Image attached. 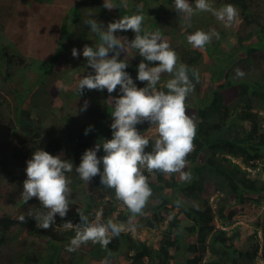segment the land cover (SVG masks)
Listing matches in <instances>:
<instances>
[{
	"label": "trees",
	"instance_id": "16d2710c",
	"mask_svg": "<svg viewBox=\"0 0 264 264\" xmlns=\"http://www.w3.org/2000/svg\"><path fill=\"white\" fill-rule=\"evenodd\" d=\"M73 1L75 3L69 7V16H66L64 20L69 19L71 15H77L79 18L77 40L79 43H87L89 47L96 48L99 44H94V41L99 39V36L91 31L85 21L94 18L106 29L109 23L121 18L118 16L116 3L119 0H111L116 5V8L111 10L106 9L101 0ZM125 1L129 2V0ZM147 1L149 0H143L142 3L148 5ZM151 1V6H155V10H157L152 15L151 26L148 30L159 31L161 36L168 37L171 35V27L176 26L172 22L173 17L168 14L167 10L173 0H164L160 5V0ZM212 1L215 6L222 7L232 4L237 8L242 29V33L237 36L239 47H242L250 57L256 56L264 61V52L263 54L259 52V48L264 44V0ZM120 4H123L122 0H120ZM129 8L128 11L131 15L143 14L139 12L137 6L131 5ZM53 9H57L55 13L59 15L58 12L61 11V8ZM129 12L123 10L121 14L127 13L129 16ZM208 16L206 12H202L196 22H190L184 32L185 42L183 41L173 49L179 57V62L190 68H196L200 76L199 82L193 78L194 91L186 101L187 115L197 125L194 140L195 150L187 157L188 163L184 169L185 172L191 173L192 180L184 182L180 180L178 173L164 175L159 172H144L148 177L153 195L144 209V215L137 216L134 221H136L137 227L141 225L147 230L163 227L157 246L148 244L146 240H139L133 236L132 232L125 230L119 237L112 238L106 249L99 244L89 242L74 252L66 251L75 231L63 228L62 224L66 221H71L74 225L80 223L79 211L88 215L90 221H95L96 214L99 212L102 214V223L111 219L126 225L132 215L126 206L116 199L114 189L106 188L100 184L99 175L86 183L73 169L71 173H66L72 181L69 185L73 193L71 197L74 198L80 190H83L84 186H88V190L84 191L85 198L80 203L75 202L70 205L66 217L61 218L57 215L55 224L47 230L38 228L36 220L27 217V214H24L27 222L20 223L18 219L12 218L6 213L7 215L0 217V248L6 244L8 237L12 238L10 237L11 231L17 228L18 231L23 229L27 237L30 238L25 251L19 253L18 261L21 264H76L78 259L103 264H119L120 259L130 262V264H254V261L259 258L264 260V214L256 224L257 228L252 235L253 244L247 251L236 249L238 232H227V230L217 227V222L226 225L237 214L238 209L233 206L234 203L251 205L257 201L252 195L258 197L262 195V199H264V184L260 185L258 181L250 177L248 171L256 166V162L264 163V66L260 67L261 71L255 79H251L246 73L243 78H237L233 74L232 77L228 71L225 81L201 97L205 85L200 66L202 56L200 52L187 47V36L197 30L211 31L214 25V16L212 15L213 18L210 17V22L207 23ZM24 24L23 22L22 25L24 26ZM63 25V34H66V23ZM24 27L26 28V26ZM123 33L118 31L115 35L122 37ZM218 33L220 38H215L216 41H213L212 44L216 50L220 46V39L224 37V31L220 30ZM254 39L257 41L255 44L243 45L244 42L248 43ZM257 53L260 54L257 55ZM38 54L41 55V48L38 49ZM111 55L110 53L109 56ZM0 57L7 59V66L3 67L0 62V86L8 87L12 78L8 68L13 57L3 51H0ZM53 58L49 63L44 64L39 77L43 83H40L39 86L44 82L48 83L46 80L51 74ZM119 59L128 62L125 71L130 74L136 86L138 88L145 87L146 82L136 79L139 63L128 52H122ZM68 63L67 60L63 62L65 65ZM79 65L72 66V68L75 67L73 69L77 68L78 70L87 68L86 62ZM67 67L58 76L60 81L64 76L67 81L72 78V73L69 70L71 68ZM227 67H222L219 72L224 71L226 74ZM87 74L85 73V75ZM170 78L168 74H162L157 89L167 92L163 85ZM190 78H192L191 74ZM23 88L25 91L18 88L6 93L5 95H9L8 98L0 92V128L3 126L1 125V113L10 104L16 112V122L13 125L7 123L5 129L15 132L16 125L20 129L19 136H17L18 144L11 148L12 163L15 167L9 169L8 162L0 163L2 173L9 174V177L16 181V185H23L26 180L22 181L20 174L26 169V162L32 158V154L38 148L53 156L71 160L74 167H78L81 163V157L85 150L94 148L98 143H101V148L97 152V156L105 155L102 143L104 140L112 138L111 128L103 130L109 113V106L105 100L110 96L121 95L119 86L111 94L106 89L103 91L86 89L83 97L79 96L77 92H70V96H67L69 102L61 98V106L57 107V113L51 111L45 114L40 113L33 103L30 108L26 107L23 100L27 91L25 87ZM51 88L64 97L61 86L60 90L57 89V84ZM51 88L47 87L48 93ZM8 99H12V102ZM84 99L88 102V107L86 110H80L85 103ZM93 99H98L99 102ZM75 106L79 108H72ZM67 108L69 109L67 110ZM89 126H92V130L85 135V130ZM136 127L142 135L155 129V126H151L148 121L138 124ZM26 138L28 141H25ZM149 142V147L145 149L146 152L152 150L154 140L149 138ZM63 150H66L67 153H63ZM17 169H21L20 174ZM100 169L102 172V163ZM206 183L212 184L219 193L214 207L201 199ZM18 185L13 190L21 193ZM20 189L23 192V187ZM167 191L171 193L168 194ZM178 195L197 203L189 206L180 203L178 212L174 213L177 208L175 202L179 199ZM1 196L3 195L0 192V199H2ZM181 217L188 221V226L183 227V230L180 229L182 226ZM259 230L261 239L258 238ZM189 238H193V241L189 242ZM12 239H18V234L16 233ZM40 240L43 242L40 243Z\"/></svg>",
	"mask_w": 264,
	"mask_h": 264
},
{
	"label": "clouds",
	"instance_id": "9594fccd",
	"mask_svg": "<svg viewBox=\"0 0 264 264\" xmlns=\"http://www.w3.org/2000/svg\"><path fill=\"white\" fill-rule=\"evenodd\" d=\"M122 1L123 4L126 3L125 0ZM142 1L129 0L127 2L129 6H137L139 12L143 13L131 15L129 12V16H125L127 13L121 14L125 9L122 8L120 11L122 4H120V0L119 2L115 1L118 5V16L121 18L109 23L106 29L102 23L94 18L85 21L90 26L91 31L99 36L100 43L96 48L88 45L83 48L82 55L86 58L87 65L94 71V74L90 72L79 79L77 85L78 95H82L85 89L100 91L106 89L111 94L117 90L118 86L121 93L118 97L110 96L113 104V111L111 112L113 122L110 125L112 138L104 140L102 143L105 155L102 157L97 156V152L101 148V143H98L94 148L85 150L81 157V163L78 167H74L71 160L62 159L61 156H53L38 148L32 154V158L26 162L27 179L23 182L22 196L25 203L32 198H36L43 207L44 211H29L27 213V217L36 220L37 227L40 229L47 230L54 225L57 215L61 218L66 217L70 205L73 204V200L70 198L72 192L69 187L72 181L66 173H71L73 169L80 179L86 183L99 175L100 184L106 188L114 189L116 199L122 202L132 214L126 226L124 223H116L111 219L107 220L106 223H102V214L99 212L96 214L95 221H90L88 215H85L83 211H79L80 223L74 225L71 221H66L62 224L63 228L75 231L74 237L71 238L69 245L66 247L68 252H74L89 242L99 244L106 249L111 239L119 237L126 229L136 230L133 221L137 216L144 215V209L153 195L148 177L144 174L145 171L148 173L159 172L164 175L178 173L182 181L190 182L192 180L191 173L185 172L184 169L188 163L187 157L195 150L194 140L197 125L187 115L186 101L194 91L193 78L199 82V72L196 68H190L188 65L179 62L177 53L162 38L159 31L152 32L143 27L144 12L148 11L149 4H144ZM136 2L139 4H135ZM104 7L111 10L116 8V5L111 0H105ZM142 7H144L143 12ZM174 7L176 12L182 15L186 21H190L197 13L208 12L218 21L223 22L226 27H230L238 21L239 17V12L234 5L226 4L217 9L209 0H195L194 7L189 0H174ZM63 26L62 34L64 32ZM129 30L135 33V37L131 41L127 37L115 35L118 31L127 32ZM67 34L68 30L63 36H67ZM213 38H220L215 29L209 32L197 30L187 36V42L195 49H203L212 42ZM129 49L135 50L143 57L138 65L136 79L146 82L145 87L138 88L136 86L130 74L125 71L128 62L119 59L121 53H125ZM110 53L111 56H109ZM72 56L78 58L79 53L76 48L72 49ZM52 57L54 58L51 66H54L59 58L62 59L60 55ZM162 74H168L171 77L163 85L167 92L157 89ZM190 74L192 78H190ZM235 75L237 78H243L245 72L237 68ZM39 82L43 83L41 80ZM87 107L88 102L85 101L80 110H86ZM145 121H148L151 126H155L157 134L150 152L145 151L149 147V138L142 135L136 127ZM91 130L92 126H89L85 130V135ZM101 163L103 164L102 172L100 169ZM256 163L260 164V169L264 170V163ZM252 169H257L255 172L257 174L259 171L258 166L250 168L248 171L250 177L258 181L260 185L264 184L257 176H253ZM7 193L2 192L1 194L7 195ZM252 197L257 201L251 205L234 203V207L238 209L237 214L226 225L217 222V227L225 229L227 232L236 231L240 236L238 229L241 224L238 222L237 217L243 212V207L258 206L264 202L262 195L261 197L252 195ZM175 203L179 207L181 202L177 200ZM214 206L212 205V207ZM242 208L243 210H241ZM174 213H176L175 210ZM11 217L13 218V216ZM18 221L26 223V216L20 215ZM183 221H186L187 224H182L181 230H183V227L188 226V221L181 217V223ZM256 228L257 225L255 230ZM258 235V238L261 239L260 230ZM9 240L13 239L8 237V241L2 247L7 246ZM250 242L252 246V236ZM2 247L0 248V255H2ZM258 260L263 259L259 258ZM256 262L257 260L254 261V264Z\"/></svg>",
	"mask_w": 264,
	"mask_h": 264
},
{
	"label": "rangeland",
	"instance_id": "374dc122",
	"mask_svg": "<svg viewBox=\"0 0 264 264\" xmlns=\"http://www.w3.org/2000/svg\"><path fill=\"white\" fill-rule=\"evenodd\" d=\"M105 2V0H101ZM189 0V2L195 6V0ZM164 0H160L159 5L162 4ZM210 3L217 9L219 6H215L212 0H209ZM73 0H0V51L5 52L9 56L13 57L12 63L9 65V70L12 74V78L7 86H0V92L5 95L11 90H16L18 88H22L21 91L24 90L25 87L27 93L23 101L26 103V107L30 108L32 103L37 107V110L40 113L45 114L47 112L53 111L57 113V107L61 106V98H64L69 102L70 92H77V85L80 78L85 76V73L94 71L88 66L85 69L79 70L73 69L72 66H80L79 64L85 63L87 64V60L83 57V48L87 43L79 44L77 40L78 34V16L71 15V17L67 20H64L66 16H69V7L74 5ZM149 9L147 12H144V24L143 27L148 30L151 26V20L153 13L156 12L155 6L151 7L152 1L149 0ZM141 6V5H140ZM55 7L61 8L59 11V15H56L57 9H53ZM76 8V6H75ZM121 8H124L127 12L129 8V4L125 3L121 5ZM141 8V7H140ZM144 7H142V12ZM168 14L173 17L172 22L175 27H171L170 34L168 37L162 36L164 40H166L172 49L176 46H179L185 40V30L190 22H196L198 16L202 13H197L194 15L190 21H186L182 15L178 14L174 7V0L170 6L167 7ZM209 16L206 18V22H210V17L213 18L211 13L206 12ZM127 14H125L126 16ZM28 20V22H26ZM216 18L214 17L213 29L217 32L222 30L224 31V37L220 39V46L218 50L214 49L212 44L213 41H216L213 38L212 42L206 45L203 49H195L187 44V47L193 48L195 51L201 53L202 62H201V74L204 77L205 85H204V93L201 95L203 97L206 93L216 87L219 83L223 82L226 79V75H235V69L239 68L251 79H255L258 73L261 71L260 67L264 66V61L259 57L252 56L250 57L244 49L240 48L237 43V36L242 33L240 19L238 17V21L235 22L232 26L226 27L223 22H216ZM25 23L24 26L22 23ZM216 22V23H215ZM66 23V27L68 30L67 36H63L62 34V26ZM196 25V23H194ZM211 26V25H210ZM122 37H127L129 41L134 39L135 33L131 30L124 32ZM185 42V41H184ZM257 41L254 39L247 44H255ZM100 39L94 41V44H99ZM41 48V55L38 54V49ZM76 48L78 50L79 56L78 58H73L72 49ZM3 49V50H2ZM128 52L132 58H134L138 63L143 60V57L139 55L135 50L129 49ZM259 52L263 54L264 52V44L259 48ZM260 53H257L259 55ZM60 55L62 59H60L57 63L52 66L51 74L47 78V82L39 86L40 84V72L44 68L45 63H49L52 56ZM68 60V64H63L64 60ZM0 62L4 66H7V59L4 57H0ZM68 66V67H67ZM71 66V67H69ZM226 74L224 71L219 72L222 67L226 68ZM258 66V67H256ZM67 68L72 73V78L70 80H66L65 76L62 81L59 80L58 76L63 73V70ZM225 70V69H224ZM216 74V75H214ZM232 75V77H233ZM231 77V78H232ZM61 86L62 97L57 92L53 91L52 86L56 85ZM47 87L51 90L47 91ZM30 88V89H29ZM29 89V90H28ZM25 91V90H24ZM86 92L84 90L82 96ZM24 93V92H23ZM61 93V91H60ZM78 94V92H77ZM7 98L9 95H5ZM112 97V96H111ZM12 102V99H8ZM99 102L98 99H93ZM92 100V101H93ZM86 101L85 99L83 100ZM107 106H109V113L107 114V119L105 120L104 129H110V125L113 122L111 117V112L113 111V104L110 97L105 100ZM78 104V103H77ZM78 109L79 107H72ZM69 108H67L68 110ZM259 110V109H258ZM2 115V124L0 128V163L8 162L9 169L15 167L12 163L11 156V148L13 145L18 144L17 136H19L20 129L16 125L15 132L10 131V129H5L7 123L16 122V112L13 110L12 105L6 106L4 111L1 113ZM45 124L47 122L45 121ZM44 124V125H45ZM4 128V129H3ZM104 132L102 133V136ZM143 135L147 136L155 140L157 138V134L155 129H151L144 133ZM102 140V137H100ZM28 141V138L25 139ZM65 146L70 147L68 144ZM63 153H67L66 150H63ZM259 171L256 174V170L252 169L253 176H257L261 182H264V170L260 169V164L256 163ZM16 171V168L14 169ZM19 174L21 169H17ZM20 174L22 181L23 179H27L26 171L23 170ZM69 177V176H67ZM179 179V177H178ZM181 180V179H180ZM18 185V184H17ZM16 185V181L9 177V174L2 173V166L0 164V192H8L7 195L4 194L2 199H0V216L4 214H9L13 216V218L18 219L20 215L27 214L29 211H44L43 207L40 205V202L36 198H32L27 203L24 202L22 196V190L20 187L23 185H18L19 191H14L13 188ZM88 190V186H84L83 190H80L77 193V196L74 198L70 197L73 200V203L82 201L85 197L84 191ZM170 194V191H167ZM73 194V193H72ZM180 202L185 205H195L196 201H188L185 197H181L178 195ZM218 193L214 190V187L210 183H206L202 190L201 199L209 201L212 205H215L217 202ZM178 199V200H179ZM235 206V204L233 205ZM180 207V206H179ZM179 207L176 208L175 212L179 210ZM244 208V210H243ZM241 210L243 212L237 217L238 222L241 224V227L238 229L240 232V236L237 239L236 247L239 250L247 251L251 247L250 237L253 235L255 230L256 223L260 221L262 214L264 212V202L260 205L256 206H244ZM114 221V220H113ZM116 222V221H114ZM117 223V222H116ZM134 224L136 221L133 222ZM183 225H186L187 222L183 221ZM126 225V224H125ZM127 226V225H126ZM163 227L159 229L147 230L142 228L140 225L137 227L135 231L132 232L133 236H136L139 240H146L148 244L152 246H157L158 240L160 239V231ZM16 233L18 234V239L9 240L7 246L2 247L0 255V264H21L18 261L19 253L25 251V248L30 242V238L27 237L26 233L23 229L18 231V229H13L11 231L10 236L15 237ZM259 236V235H258ZM192 238H189L188 241H192ZM40 243L43 240L39 241ZM80 248V247H79ZM78 248V249H79ZM29 249V248H27ZM27 251V250H26ZM180 253V252H178ZM188 256V255H187ZM76 264H103L99 262H88L86 260H80L76 262ZM119 264H130V262L120 259ZM256 264H264V260H257Z\"/></svg>",
	"mask_w": 264,
	"mask_h": 264
}]
</instances>
